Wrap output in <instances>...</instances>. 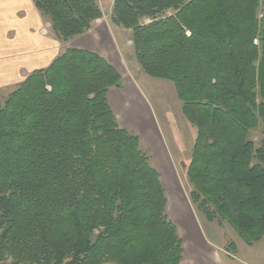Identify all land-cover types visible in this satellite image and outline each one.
Masks as SVG:
<instances>
[{
    "label": "trees",
    "instance_id": "16d2710c",
    "mask_svg": "<svg viewBox=\"0 0 264 264\" xmlns=\"http://www.w3.org/2000/svg\"><path fill=\"white\" fill-rule=\"evenodd\" d=\"M61 43L102 18L95 0H34ZM134 60L172 83L194 129L179 164L192 209L247 246L264 235V0H113ZM122 74L66 48L0 96V264H180L161 175L108 100ZM225 251L237 252L234 243Z\"/></svg>",
    "mask_w": 264,
    "mask_h": 264
},
{
    "label": "crops",
    "instance_id": "0c3cea01",
    "mask_svg": "<svg viewBox=\"0 0 264 264\" xmlns=\"http://www.w3.org/2000/svg\"><path fill=\"white\" fill-rule=\"evenodd\" d=\"M98 22H94L88 32L61 43L52 33L48 19L36 9L34 0H0V88L15 86L28 73L48 67L65 48L99 54L121 72L116 54L119 50L117 41ZM108 100L120 124L140 137L153 157L163 182H166L170 170L168 158L172 159L153 110L140 88L126 82L120 89H110ZM179 203L182 210L178 211V219L168 214L183 240L184 257L180 264H222L218 246L204 238L198 222L189 215L182 202Z\"/></svg>",
    "mask_w": 264,
    "mask_h": 264
},
{
    "label": "rangeland",
    "instance_id": "374dc122",
    "mask_svg": "<svg viewBox=\"0 0 264 264\" xmlns=\"http://www.w3.org/2000/svg\"><path fill=\"white\" fill-rule=\"evenodd\" d=\"M95 1L102 11V18L99 19L98 25L103 26L104 30L112 34L117 41L119 50H116V54L121 64L120 73L123 76V84L126 82L136 84L148 100L167 152L172 159L171 161L168 158L170 170L168 172L169 179L166 182H163L162 175L159 171L168 199V212L170 216L175 220L178 219V211L180 209L182 210L179 202H182L184 208H187L189 215L193 217L196 223L198 222L204 238L218 246V254L222 264H264V235L253 246H247L229 225L223 223L222 226H219L215 223H210L190 207L187 201V182L179 164L187 162L189 159L190 148L194 139V129L182 115L180 103L176 98L172 83L146 76L134 60L132 45L129 41L130 31L116 27L111 23L113 0ZM93 25L94 23L92 27ZM15 86H2L0 88V96H5ZM262 138H264V134L261 127L250 132L249 139L256 145L259 144ZM165 185H167L168 189ZM231 242L237 247L235 254L225 251V248Z\"/></svg>",
    "mask_w": 264,
    "mask_h": 264
}]
</instances>
